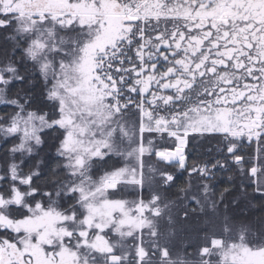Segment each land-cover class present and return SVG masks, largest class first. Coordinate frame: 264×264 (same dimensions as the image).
Masks as SVG:
<instances>
[{
    "label": "snow or ice",
    "instance_id": "1",
    "mask_svg": "<svg viewBox=\"0 0 264 264\" xmlns=\"http://www.w3.org/2000/svg\"><path fill=\"white\" fill-rule=\"evenodd\" d=\"M224 172L264 204V0H0V264H264Z\"/></svg>",
    "mask_w": 264,
    "mask_h": 264
},
{
    "label": "trees",
    "instance_id": "2",
    "mask_svg": "<svg viewBox=\"0 0 264 264\" xmlns=\"http://www.w3.org/2000/svg\"><path fill=\"white\" fill-rule=\"evenodd\" d=\"M207 148V142L203 147H196L192 151V156L189 159V164L193 162V158L197 154L202 153ZM55 152L54 148H50L45 145L44 152L41 153V157L49 159ZM231 175L230 172H224L218 174L217 182L215 184V191L217 196L227 187L231 190L225 193V202L229 204V213L237 218L239 221L250 223L253 226H257L264 221V204L260 201L259 197H254L252 189L247 190V194L240 188V181L237 179L235 182H229L228 177ZM187 179V174L181 176L177 183H181ZM175 191V189H173ZM235 202V203H233ZM195 223V222H194ZM193 223V227L196 225Z\"/></svg>",
    "mask_w": 264,
    "mask_h": 264
},
{
    "label": "rangeland",
    "instance_id": "3",
    "mask_svg": "<svg viewBox=\"0 0 264 264\" xmlns=\"http://www.w3.org/2000/svg\"><path fill=\"white\" fill-rule=\"evenodd\" d=\"M195 224V223H194Z\"/></svg>",
    "mask_w": 264,
    "mask_h": 264
}]
</instances>
